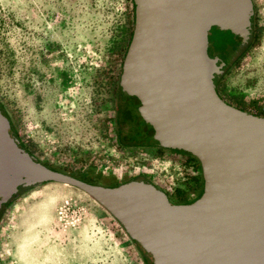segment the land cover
<instances>
[{
  "label": "rangeland",
  "instance_id": "374dc122",
  "mask_svg": "<svg viewBox=\"0 0 264 264\" xmlns=\"http://www.w3.org/2000/svg\"><path fill=\"white\" fill-rule=\"evenodd\" d=\"M251 4L247 44L215 91L257 116L264 114V0ZM131 23L130 0H0V103L44 166L92 182L177 184L178 156L120 139L115 103ZM214 34L209 28L210 56ZM144 257L107 206L73 188L30 187L0 212V264H144Z\"/></svg>",
  "mask_w": 264,
  "mask_h": 264
},
{
  "label": "water",
  "instance_id": "95a60500",
  "mask_svg": "<svg viewBox=\"0 0 264 264\" xmlns=\"http://www.w3.org/2000/svg\"><path fill=\"white\" fill-rule=\"evenodd\" d=\"M132 3L119 101L127 98L128 111L149 129L141 142L197 161L201 194L173 204L135 177L115 185L110 206L106 188L51 170L26 150L0 103V212L30 187L58 184L107 206L128 238L155 256L152 264H264V117L219 98L215 84L225 63L209 55L207 35L218 28L245 43L251 0Z\"/></svg>",
  "mask_w": 264,
  "mask_h": 264
},
{
  "label": "flooded vegetation",
  "instance_id": "af4514ba",
  "mask_svg": "<svg viewBox=\"0 0 264 264\" xmlns=\"http://www.w3.org/2000/svg\"><path fill=\"white\" fill-rule=\"evenodd\" d=\"M214 33V52L211 53V57H217L218 61L216 62V65H218L219 63H225L221 70H226L236 62L239 55L241 54L242 49H244V47L246 46L248 39L244 43V41L239 37L231 34L228 31H223L218 28L214 29ZM128 104V99L123 97L120 100L119 105H117L116 111L117 126L119 129H121L120 139L125 143V146L134 145V147H138L142 150H151L153 154L159 157L164 155L180 156L187 164H190V166H192L191 176L185 184L184 192L177 193L174 197L168 196L161 189H159L158 186L153 182L151 177H146V180L149 181L155 188L160 190L165 195V197L173 204H186L194 201L201 194L203 186L202 177L197 161L193 157L179 151L178 149H168L155 144H145V142H141L142 140H147L149 138V129H147V127H145L143 123H140L138 119H135V117L131 115V113L127 109ZM76 178L80 179L78 177ZM82 181L91 185H99L106 188V190L104 191V198L107 203L110 201V206L113 205L114 202L113 200H111V191L117 183L112 184L109 182H92L86 179H83ZM133 243L135 247L145 256L144 259L147 258L151 262L153 254L144 253L135 242Z\"/></svg>",
  "mask_w": 264,
  "mask_h": 264
},
{
  "label": "built area",
  "instance_id": "2783aa9c",
  "mask_svg": "<svg viewBox=\"0 0 264 264\" xmlns=\"http://www.w3.org/2000/svg\"><path fill=\"white\" fill-rule=\"evenodd\" d=\"M177 164H179L180 168L183 170L182 177L177 184L173 183H167L164 185H157L159 189H161L164 193H166L168 196H176L177 193H183L185 184L187 180L191 176V167L190 164H187L182 157H177Z\"/></svg>",
  "mask_w": 264,
  "mask_h": 264
},
{
  "label": "trees",
  "instance_id": "16d2710c",
  "mask_svg": "<svg viewBox=\"0 0 264 264\" xmlns=\"http://www.w3.org/2000/svg\"><path fill=\"white\" fill-rule=\"evenodd\" d=\"M131 1V3H132V0H130ZM133 8H134V6H133V3H132V27H133ZM131 32H132V28H131V31H130V34H129V37H128V41H127V44H126V46H125V49H124V51H123V54H122V58H121V63H122V60H123V57H124V54H125V52H126V48H127V46H128V43H129V41H130V37H131ZM120 66H121V64H120ZM216 92V91H215ZM119 97H118V100L116 101V103H115V113L117 114V105H119ZM257 116H263L264 117V114H259V115H257ZM116 118H117V116H116ZM117 120V119H116ZM117 127V126H116ZM14 129V128H13ZM118 129V128H117ZM17 138L19 139V137L17 136ZM20 140V139H19ZM22 143V142H21ZM23 144V143H22ZM24 146V145H23ZM25 147V146H24ZM26 148V147H25ZM26 150H27V148H26ZM47 167V166H46ZM47 168H49V169H51V170H56V171H60V172H63V171H61V170H57V169H54V168H51V167H47ZM75 176V175H74ZM77 177V176H76ZM78 178H80V177H78ZM81 179V178H80ZM81 180H83V179H81ZM126 181V180H125ZM122 182H124V181H122ZM10 203V201H8L7 203H6V205H5V207L6 206H8V204ZM143 261V263L145 264L147 261H149L148 259H143L142 260ZM146 261V262H145Z\"/></svg>",
  "mask_w": 264,
  "mask_h": 264
},
{
  "label": "bare ground",
  "instance_id": "6f19581e",
  "mask_svg": "<svg viewBox=\"0 0 264 264\" xmlns=\"http://www.w3.org/2000/svg\"><path fill=\"white\" fill-rule=\"evenodd\" d=\"M46 196H47V195H46ZM46 196H45V199H46V200H44V203H45L46 201H50V198H48V197H46ZM51 197H53V195H52Z\"/></svg>",
  "mask_w": 264,
  "mask_h": 264
}]
</instances>
